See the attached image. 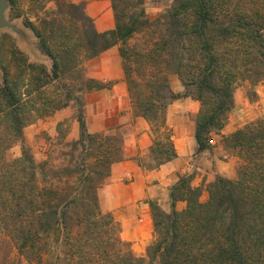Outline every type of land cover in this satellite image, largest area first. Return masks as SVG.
<instances>
[{"label":"trees","instance_id":"obj_1","mask_svg":"<svg viewBox=\"0 0 264 264\" xmlns=\"http://www.w3.org/2000/svg\"><path fill=\"white\" fill-rule=\"evenodd\" d=\"M50 1L56 5L51 16L28 26L53 62L51 73L15 46L0 49L7 60L0 83V225L18 253L31 264H264V120L222 139L240 160L237 177H217L206 201L182 178L170 191V212L150 202L157 237L142 258L99 203L98 191L124 159L123 140L91 133L80 98L110 86L87 78L83 60L117 46L132 107L153 132L156 164L148 168L177 158L166 124L175 100L200 103L194 138L198 153L210 150L211 135L224 129L235 107L237 85L264 82V0H172L153 21L144 12L127 16L125 1L112 0L116 28L104 33L86 15L87 0ZM150 29L145 47L129 44ZM170 74L178 75L183 92L172 90ZM59 80L66 83L46 91ZM71 102L78 105L79 138L69 143L60 167L38 165L24 129ZM16 144L21 156L8 159ZM178 201L185 209L175 208Z\"/></svg>","mask_w":264,"mask_h":264},{"label":"rangeland","instance_id":"obj_2","mask_svg":"<svg viewBox=\"0 0 264 264\" xmlns=\"http://www.w3.org/2000/svg\"><path fill=\"white\" fill-rule=\"evenodd\" d=\"M110 1L112 5V0ZM124 1L125 6H128H123L127 16L134 15L142 18L144 12V16L151 21L165 13L172 4V0ZM55 9V3L50 0H39L37 4L31 0H17V6L14 9L10 5L5 13L7 25L0 27V49L3 48L6 52L15 46L29 62L42 65L51 73L53 62L40 49L39 40L28 23L39 24L40 19L50 17ZM82 25L88 32L89 24L83 22ZM152 35V29L138 33L129 40V44L145 47L152 39ZM87 60L89 59L83 60L82 71L87 78H90L85 67ZM6 61V58L3 60L0 57V83L4 75L3 64ZM169 80L175 93L183 92L184 87L178 75L170 74ZM64 82L63 80L53 82L45 89L47 92H53L54 85L60 87ZM107 83L110 86L105 89H112L114 83ZM102 90L85 92L80 96L87 127L91 133L121 137L124 159L113 165L110 177L98 191L100 208L104 214L112 215L119 224L120 237L130 245L133 253L137 257L147 258V250L157 237L150 202H156L164 211L170 212L172 210L170 191L180 179L188 178L193 187L202 191V200L206 201L209 187L217 177L226 179L237 177L240 160L232 151L223 148L222 139L249 123L264 120V82L258 84L240 82L237 85L234 95L235 107L229 115L227 125L219 133L211 135L212 148L202 153L197 152L194 138L195 120L201 108L200 103L187 98L197 102L198 106L192 104L174 106L178 100L172 101L167 108L166 124L172 132L177 158L168 162L171 164L167 169L159 174L151 175L149 172H156L163 165L156 170L148 168L156 164V160L151 155L154 136L149 122L146 121L149 127L147 129L146 124L136 115L130 96L125 99L114 98L110 93L102 92ZM77 117L78 105L71 102L66 108L54 111L51 115L37 120L24 129L25 142L31 148L38 165L47 161L49 166L58 168L65 162L64 154L69 151V143L79 138L80 128ZM144 131L149 135L150 145L147 149L141 150L138 140ZM21 153L22 146L13 145L7 151V158H18ZM232 171L234 175L230 176ZM151 195L156 198H152ZM185 207L186 203L183 201H178L175 206L178 211ZM0 264H31L18 253L1 225Z\"/></svg>","mask_w":264,"mask_h":264},{"label":"crops","instance_id":"obj_3","mask_svg":"<svg viewBox=\"0 0 264 264\" xmlns=\"http://www.w3.org/2000/svg\"><path fill=\"white\" fill-rule=\"evenodd\" d=\"M85 12L86 15L92 19L97 32L104 33L116 28V18L110 0H87ZM85 67L88 70L87 72L90 78L96 79L103 83H114L112 89H103L102 92L106 91L110 93L111 97L114 98H128L129 95L125 82L124 71L122 68V59L120 56L119 48L117 46L109 48L108 50L102 52L100 55L87 60L85 63ZM177 102L178 103H176L174 106H176L177 104H192L193 106H198L197 102H193L192 100H189L187 98L178 100ZM139 118L146 124V127L148 129L149 127L146 120L141 117ZM149 145V135L146 131H144L138 140V146L141 150H145L149 147ZM170 164L171 163L165 164L160 170L156 172H149V174H159L163 170L167 169ZM218 171H221L220 167ZM233 175L234 172L232 171L230 176ZM151 197L156 198V196L154 195H151ZM180 206L183 205L180 204Z\"/></svg>","mask_w":264,"mask_h":264},{"label":"water","instance_id":"obj_4","mask_svg":"<svg viewBox=\"0 0 264 264\" xmlns=\"http://www.w3.org/2000/svg\"><path fill=\"white\" fill-rule=\"evenodd\" d=\"M10 3L8 0H0V27L6 26L5 13L9 9Z\"/></svg>","mask_w":264,"mask_h":264}]
</instances>
